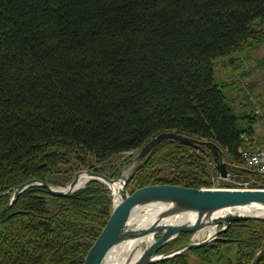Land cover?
<instances>
[{
  "label": "trees",
  "instance_id": "16d2710c",
  "mask_svg": "<svg viewBox=\"0 0 264 264\" xmlns=\"http://www.w3.org/2000/svg\"><path fill=\"white\" fill-rule=\"evenodd\" d=\"M262 21L264 0H0V210L30 179L55 185L72 154L98 169L87 157L106 162L162 132L214 142L234 173L260 184L238 155L253 117L239 123L215 62L257 39ZM212 164L209 154L164 142L127 190L209 188ZM110 213V191L97 181L69 196L29 187L0 219V264H83ZM220 238L154 264H192L189 253L219 262L228 243L239 247L235 264H250L264 219L235 222Z\"/></svg>",
  "mask_w": 264,
  "mask_h": 264
},
{
  "label": "water",
  "instance_id": "95a60500",
  "mask_svg": "<svg viewBox=\"0 0 264 264\" xmlns=\"http://www.w3.org/2000/svg\"><path fill=\"white\" fill-rule=\"evenodd\" d=\"M164 142L186 145L204 154H209L218 179L217 184L210 188H187L168 184L149 185L129 194L126 190L129 177L143 167L149 160L153 150ZM126 166L131 167L128 171L129 174L123 172L114 179L90 170L78 171L66 187L52 186L43 180L30 179L17 187L10 195L8 202L0 210V219L12 207L18 196L32 186H41L51 195L69 196L75 192L81 175H86L107 186L120 183L123 197L120 202L114 204L113 196L110 195L113 206L112 212L105 226L89 248L83 264H103L106 255L114 247L149 234L157 237L155 241L143 249L142 254L136 261L127 262V264L163 262L183 252L198 249L214 241L221 240L220 235L235 222L264 219L259 216L236 213V210L244 208L264 210V183L254 186L245 184L246 176L233 172L232 166L223 160V154L219 146L212 141L195 139L174 132H162L145 143L138 150L135 157L126 163ZM243 170L244 173H251L247 169ZM153 204L167 206L159 220L186 213L194 215L195 219L191 224L179 225L159 224V220H155L147 228L128 230L127 224L132 213ZM211 225L221 226V228L215 231L210 238L196 243H186L164 253H159L164 246L175 240L180 234H192ZM263 254L264 245L250 264H256Z\"/></svg>",
  "mask_w": 264,
  "mask_h": 264
},
{
  "label": "rangeland",
  "instance_id": "374dc122",
  "mask_svg": "<svg viewBox=\"0 0 264 264\" xmlns=\"http://www.w3.org/2000/svg\"><path fill=\"white\" fill-rule=\"evenodd\" d=\"M256 27L259 29V33L256 35L258 36L257 39L249 41L248 45L240 52L234 53L230 57H222L216 60L215 79L218 84H225L227 104L232 108L234 115L239 118V123H247V119L240 120L241 117H244L245 115L252 116L254 122L252 124V130H255L256 134L261 136L264 135V21L258 23ZM246 102H248V107L250 108H246L247 106H244ZM137 152L138 150L129 153H121L112 156L106 162L102 163H96L93 158L87 157L88 166H94L98 169L80 167L75 161V155L72 154L69 163L64 167L62 166L60 172L51 177L56 183L55 185H51L66 187L73 179L74 174L78 171L90 170L102 173L109 177L105 173L110 172L113 168H118L119 173L113 178L109 177L111 179L118 177L123 172L129 174L128 171L131 167L126 166V163L133 159ZM223 160L227 163L224 156ZM213 170L214 168L210 170L211 180L214 182L212 187H214L218 182L216 175L214 177L212 176ZM162 175H166V173L163 172ZM130 178L131 177H129V179ZM118 196L122 199L123 193L120 191ZM112 208L111 200V212ZM220 228L221 226L217 227L216 230H219ZM184 235L185 237L182 245L202 241V238L196 237L197 232ZM156 238L157 237L154 236V240ZM139 246L144 245L140 244ZM176 246L165 248L164 251L162 249L160 250L162 252L159 253H164ZM238 248L239 247L233 243L224 244L222 247L220 246L218 249L219 253L216 255L217 258L220 257L219 262L213 261L214 259H212V261L205 262L195 253H189L188 260L192 264H235L239 250Z\"/></svg>",
  "mask_w": 264,
  "mask_h": 264
},
{
  "label": "bare ground",
  "instance_id": "6f19581e",
  "mask_svg": "<svg viewBox=\"0 0 264 264\" xmlns=\"http://www.w3.org/2000/svg\"><path fill=\"white\" fill-rule=\"evenodd\" d=\"M240 162L242 163L241 159H240ZM243 168L247 169L245 166ZM215 175H216V172H215ZM90 181H94V180L90 177H87L86 175H81L79 177L78 184L75 188V192L77 190L82 189ZM107 189L110 191V195L112 194L113 196L114 204H117L118 202L121 201V199L118 196V193L121 191L120 183H114L111 186L108 185ZM166 208H167L166 205L153 204V205L145 206L142 209L136 212H133L128 221L127 229L128 230H140V229L147 228L155 220H159V217H161L162 212L166 210ZM236 213H242V214L252 215V216H259V217L264 218V210H259V209L244 208V209L236 210ZM194 219H195L194 215L186 213V214L176 215V216H173L167 219H161L159 220V224H169V225L171 224H178V225L179 224H191L193 223ZM216 228H217L216 226H212V225L207 226L201 229L200 231H198L196 237L202 238V241L205 240L206 238H210L215 233V231H217ZM154 241H155L154 236L152 234H149V235L143 236L138 239L123 242L108 252V254L106 255L103 261V264H127V262L132 263L136 261L137 258L142 254L143 249L151 245ZM140 244H143L144 246H139Z\"/></svg>",
  "mask_w": 264,
  "mask_h": 264
},
{
  "label": "built area",
  "instance_id": "2783aa9c",
  "mask_svg": "<svg viewBox=\"0 0 264 264\" xmlns=\"http://www.w3.org/2000/svg\"><path fill=\"white\" fill-rule=\"evenodd\" d=\"M241 145L238 153L243 165L264 183V135L259 136L255 130L240 135ZM245 184H249L246 181Z\"/></svg>",
  "mask_w": 264,
  "mask_h": 264
}]
</instances>
